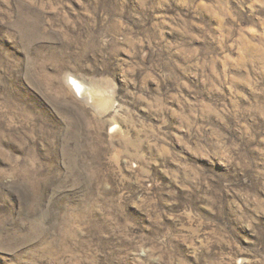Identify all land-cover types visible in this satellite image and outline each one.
<instances>
[{"label": "rangeland", "instance_id": "374dc122", "mask_svg": "<svg viewBox=\"0 0 264 264\" xmlns=\"http://www.w3.org/2000/svg\"><path fill=\"white\" fill-rule=\"evenodd\" d=\"M0 264H264V0H0Z\"/></svg>", "mask_w": 264, "mask_h": 264}, {"label": "bare ground", "instance_id": "6f19581e", "mask_svg": "<svg viewBox=\"0 0 264 264\" xmlns=\"http://www.w3.org/2000/svg\"><path fill=\"white\" fill-rule=\"evenodd\" d=\"M73 82L77 90H79L82 99L86 100L89 104L96 103V98L89 88H86L81 82L77 81V79H73Z\"/></svg>", "mask_w": 264, "mask_h": 264}]
</instances>
